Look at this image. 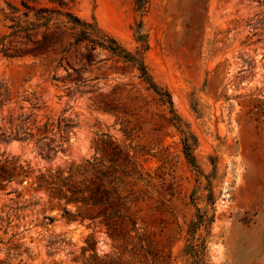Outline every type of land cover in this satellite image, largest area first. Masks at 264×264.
<instances>
[{"label": "rangeland", "instance_id": "obj_1", "mask_svg": "<svg viewBox=\"0 0 264 264\" xmlns=\"http://www.w3.org/2000/svg\"><path fill=\"white\" fill-rule=\"evenodd\" d=\"M9 4L24 8L0 0V35L9 30ZM70 7L142 59L168 90L193 159L168 103L136 63L96 48L97 62L81 73L96 82L89 87L63 66L51 81L45 60L0 52L8 91L0 127L49 118L42 134L54 144L57 118L71 124L50 158L35 138L0 139V165L12 156L23 164L0 183V264H264V0H74ZM98 93L114 96L118 110L99 108ZM111 142L135 150L140 163L141 240L129 230V244L106 229L105 205L64 202L36 186L39 174L100 151L112 155Z\"/></svg>", "mask_w": 264, "mask_h": 264}, {"label": "trees", "instance_id": "obj_2", "mask_svg": "<svg viewBox=\"0 0 264 264\" xmlns=\"http://www.w3.org/2000/svg\"><path fill=\"white\" fill-rule=\"evenodd\" d=\"M74 0H20L24 7L10 5V12L6 13L11 22L6 26L9 30L0 35V52L4 55L32 54L45 60L46 64H52L50 80L60 79L57 73L60 66L66 70L78 74L77 80L82 85L95 86L96 82L89 83L88 78L81 76L83 70H92L91 66L97 62L93 60L96 48L108 49L117 54L123 60L137 64L139 75L153 89L162 102H167L172 111L170 119L174 120L183 133V142L186 155L193 159L188 139L190 137L180 121V117L173 112L170 93L162 89L152 79L142 59L136 56L108 32L93 22H86L75 14L70 7ZM50 3V4H49ZM97 78V76H94ZM78 89V88H77ZM91 89V88H90ZM86 89V90H90ZM84 89H80L83 91ZM8 93L5 86L0 85V96ZM97 105L103 110L116 111L119 104L114 96L98 93L95 97ZM2 97L0 98V103ZM28 115L22 119L25 120ZM19 118V115L17 116ZM69 118L58 117L56 124L59 128V139L52 144L53 136L42 134L52 124L47 118L34 126L17 123L6 130L0 127V139H30L35 138L38 152L46 158L56 154L59 148L64 147V140L70 122ZM64 121L61 123V121ZM178 120V121H177ZM36 128V132L33 131ZM43 140V141H42ZM112 155L100 151L99 156L87 158L84 162L76 163L68 169H56L53 172L39 174L36 178V186L43 187L53 197L64 202H82L88 204H103L106 206L103 223L106 229L118 237L125 239L126 244L132 243L129 239V230H134L139 240L136 219L140 199L136 188L137 181L141 177L140 163L136 158L135 150L130 153L119 143L111 142ZM18 157L6 158L0 165V183L3 180L13 179V170H22L23 164L17 161ZM5 184V183H3ZM63 211L68 209L63 205ZM51 220L52 216H48ZM131 226L123 227L124 222ZM122 232L120 235L119 233ZM127 240V241H126Z\"/></svg>", "mask_w": 264, "mask_h": 264}]
</instances>
